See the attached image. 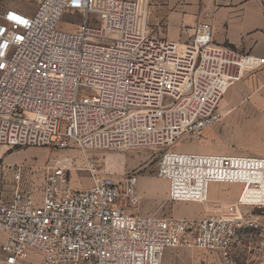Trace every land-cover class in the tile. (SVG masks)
Segmentation results:
<instances>
[{"label":"built area","instance_id":"obj_1","mask_svg":"<svg viewBox=\"0 0 264 264\" xmlns=\"http://www.w3.org/2000/svg\"><path fill=\"white\" fill-rule=\"evenodd\" d=\"M0 9V147L77 148L92 177L44 167L39 196L15 167L0 196V264H163L167 249L220 254L224 264L264 246V156L173 151L223 119L221 83L231 52L200 22L179 44L150 29L133 0H28ZM73 17L72 32L59 29ZM158 154L156 176L170 203L205 204L212 184L238 185L231 216L170 218L135 212L134 178L100 173L95 151ZM253 246V248H252Z\"/></svg>","mask_w":264,"mask_h":264},{"label":"rangeland","instance_id":"obj_2","mask_svg":"<svg viewBox=\"0 0 264 264\" xmlns=\"http://www.w3.org/2000/svg\"><path fill=\"white\" fill-rule=\"evenodd\" d=\"M133 1L140 5L148 27L154 31L161 29L163 35L168 27V17L181 3V0ZM18 6L33 10L35 3L28 0H0V9ZM72 20L73 17L64 16L59 29L72 32L75 27ZM250 106L253 107L248 99L239 100L233 106L224 107L221 104L223 119L217 125L204 131L198 138L185 137L179 140L172 150L204 154L221 150L220 153L229 155H264L261 154L264 151V110L257 107L251 110ZM89 156L96 159L100 173L116 182L135 179V192L139 196L136 213L170 218H197L192 214L198 209L208 216L218 217L231 216L237 211L232 206L240 192L238 185H210L208 202L205 204L170 203L167 200V183L156 176L159 155L151 151H95L90 152ZM55 164L70 169V185L74 189H87L91 185L92 177L86 169L84 156L75 147L64 151L48 148L7 150L0 147V193L10 194L13 191L16 186L15 167H21L24 170V180L20 188L27 181V187L39 194L43 184V168ZM194 261L197 264H224L219 253L187 248L167 249L163 264H193Z\"/></svg>","mask_w":264,"mask_h":264},{"label":"crops","instance_id":"obj_3","mask_svg":"<svg viewBox=\"0 0 264 264\" xmlns=\"http://www.w3.org/2000/svg\"><path fill=\"white\" fill-rule=\"evenodd\" d=\"M168 19V27L165 28L167 36H164L170 41L187 43L196 25L206 22L212 29L213 44L231 52L230 61L225 66L221 80L224 87L221 104L224 107L248 99L253 105L250 106L251 110L256 107L264 110V0H181L176 11ZM220 152L221 150H212L209 154L229 155ZM261 154H264V151H261ZM27 183L25 181L26 185H23L26 189ZM12 192L0 193V196L8 199ZM210 195L212 196V193ZM192 215L197 218L208 216L199 209ZM260 223L264 228V215L261 216ZM237 260L264 264V246L259 253L249 249ZM26 263L39 264V255L31 251ZM193 264L197 263L194 261Z\"/></svg>","mask_w":264,"mask_h":264}]
</instances>
